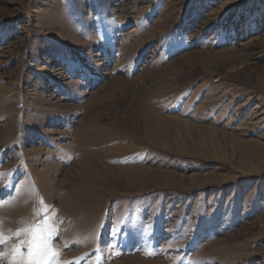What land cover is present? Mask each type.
Masks as SVG:
<instances>
[{
  "label": "rangeland",
  "instance_id": "374dc122",
  "mask_svg": "<svg viewBox=\"0 0 264 264\" xmlns=\"http://www.w3.org/2000/svg\"><path fill=\"white\" fill-rule=\"evenodd\" d=\"M0 234V264H264V0H0Z\"/></svg>",
  "mask_w": 264,
  "mask_h": 264
},
{
  "label": "snow or ice",
  "instance_id": "6c2138e0",
  "mask_svg": "<svg viewBox=\"0 0 264 264\" xmlns=\"http://www.w3.org/2000/svg\"><path fill=\"white\" fill-rule=\"evenodd\" d=\"M51 226L49 225V218L45 216V219L36 225H34V235L33 239L29 242L30 249L33 253L39 251V247L36 246V240H44L45 235H51ZM4 241V237L2 234H0V242ZM52 255H55V253H51Z\"/></svg>",
  "mask_w": 264,
  "mask_h": 264
},
{
  "label": "bare ground",
  "instance_id": "6f19581e",
  "mask_svg": "<svg viewBox=\"0 0 264 264\" xmlns=\"http://www.w3.org/2000/svg\"><path fill=\"white\" fill-rule=\"evenodd\" d=\"M136 169V168H135Z\"/></svg>",
  "mask_w": 264,
  "mask_h": 264
}]
</instances>
